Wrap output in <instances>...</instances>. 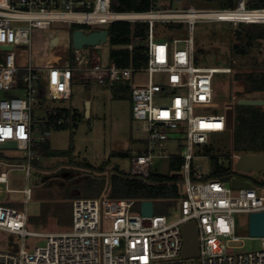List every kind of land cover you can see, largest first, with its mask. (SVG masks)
Here are the masks:
<instances>
[{"label": "built area", "instance_id": "2783aa9c", "mask_svg": "<svg viewBox=\"0 0 264 264\" xmlns=\"http://www.w3.org/2000/svg\"><path fill=\"white\" fill-rule=\"evenodd\" d=\"M162 1L169 0H150L145 11H116L112 0H0V51L4 52L0 56V90L6 94L0 96V145L17 142L25 155L27 176L38 158L35 145L43 140L35 136L31 102L40 96L42 86L46 97L70 99L73 79L79 76L100 84L124 82L131 91L132 117L143 124L145 136L140 139L141 149L132 152L129 178L147 181L157 157L183 159L181 168L173 173L181 200V215L174 220L165 214L144 215L141 208L135 210L144 199L78 197L73 200L69 230L38 232L26 229L27 205L19 209L0 203V232L19 234L23 240L27 235L45 238L43 245L32 249L24 243L19 251L0 249V264H264V235H251L261 239V248L239 250L242 245L235 242L243 238L236 234L234 218L235 212L264 211V185L234 173L228 178H208L210 168L206 172L203 164L195 162V158L213 156L196 154L195 145H206L214 133L231 130L228 105L215 99V74L227 73L231 67L196 64L193 34L201 20L234 26L264 24V7L252 6L253 0H233L222 8H174ZM114 21L147 24V36L134 35L127 44L130 52L143 46V63L132 59L129 65L119 66L112 61L110 36L105 43L83 48H74L69 40L77 29L73 25L89 26V30L78 28L90 33L108 29L100 26ZM157 22L186 24L190 34L160 38ZM56 31L65 45L57 46ZM49 38H53L51 44ZM22 46L30 47L25 67L19 56ZM222 107L220 112L209 111ZM64 121L61 117L58 124ZM169 142L179 145L181 152L170 153ZM241 154L232 157L239 159ZM233 178L251 185L233 187ZM2 183L14 191L7 170L0 172V194ZM21 191L27 203L32 187L27 183ZM190 221L198 228L199 255L184 257L182 227Z\"/></svg>", "mask_w": 264, "mask_h": 264}, {"label": "rangeland", "instance_id": "374dc122", "mask_svg": "<svg viewBox=\"0 0 264 264\" xmlns=\"http://www.w3.org/2000/svg\"><path fill=\"white\" fill-rule=\"evenodd\" d=\"M163 5L174 8L194 5L197 8H222L228 6L220 0H176L162 1ZM89 30V26L79 25ZM109 24L100 27L106 28ZM242 25L234 26L229 22L201 20L195 24L196 64L202 66L231 67L229 72L215 74L216 96L218 102L234 108L238 97L235 90L237 71L264 69V41L260 48L255 47L247 55L234 52L233 46L240 42L236 30ZM244 29V27H243ZM157 36L163 39L172 37H186L190 34L186 24L183 23H156ZM53 38H49L51 44ZM55 39V38H54ZM60 33L56 31V43L65 45ZM43 40L44 42H47ZM60 41V42H59ZM42 43V41H41ZM40 44V42H39ZM41 47L45 46L41 44ZM29 46H22L19 50L21 66L29 63ZM0 56L4 52L0 51ZM23 75V72H21ZM124 82L100 84L97 80L75 77L72 83L70 99H53L51 97L37 96L31 102L33 115V128L37 138L48 140L51 147L56 150L71 149L69 155L57 153L55 156L39 155L38 162H33L29 176H27L26 159L23 150L19 148L0 147V172L9 171L8 191L4 183L1 184L3 192L0 194V203L24 209L27 205L29 220L26 229L29 231L48 232L66 231L72 224L73 200L78 197H104L122 198L121 195H112L111 176L117 174L122 177L132 175V152L141 149V138L145 136L143 124L132 117V94ZM120 88L115 93L114 88ZM5 91L0 90V96ZM258 95V94H257ZM235 97V98H233ZM86 100L91 101L90 116L85 115ZM59 108H67L76 114V124L70 123L65 129L51 128L44 131V122L49 120V111L57 112ZM227 108V106L225 107ZM224 108L210 109L212 112L223 111ZM170 153H179L181 148L176 143H167ZM211 148L210 154L218 156L219 161L234 174L244 177L256 184L264 183V170H256L250 166L242 169L237 167V158L233 153H239L234 148L233 129L226 132L214 133L206 145H195V153H205ZM210 157L195 158V162L203 164L206 172L210 168ZM169 158H155L151 168L153 174H168L174 176L175 170L170 167ZM6 164H15L10 168ZM10 168V169H9ZM104 180L105 184L98 196L92 192ZM27 183L32 187V198L26 203L25 194L21 191ZM179 195L171 198L157 197L154 199V212L165 214L169 220L180 217ZM138 202L135 210H140ZM236 234L243 239L235 242L241 246L239 250L250 251L261 248V239L251 238L249 213H234ZM22 243L25 248L32 249L43 245V236L27 235L23 237L9 231L0 232V249L19 251Z\"/></svg>", "mask_w": 264, "mask_h": 264}, {"label": "trees", "instance_id": "16d2710c", "mask_svg": "<svg viewBox=\"0 0 264 264\" xmlns=\"http://www.w3.org/2000/svg\"><path fill=\"white\" fill-rule=\"evenodd\" d=\"M224 4H233V0H220ZM252 6L264 7V0H253ZM150 8V0H112V9L116 11H145ZM243 27L236 30L237 37L240 42L233 46L234 52L239 55L249 54L255 47L260 48L264 41V24L250 23L242 24ZM79 25H73L72 28H78ZM110 36L109 56L112 61H115L119 66H127L131 60L136 62H144L143 46H137L134 52L127 49V44L132 40L134 35L147 36V24L144 22L132 23L129 21H114L108 26ZM235 82L238 87L235 94L238 98L244 97L247 94L255 92H264V69L258 70H241L235 74ZM127 89L128 85L125 86ZM120 88L115 87L114 92L117 93ZM45 87L42 86L40 94L43 97ZM234 120V148L239 153H264V109L262 106L239 105L235 106ZM73 119L70 120V115ZM76 114H73L67 108H59L57 112L49 111V120L44 122V131H49L52 127L57 129H65L70 126V123L76 124ZM64 117L65 121L58 124V120ZM35 149L37 155L55 156L57 153L69 155L71 149L56 150L53 149L48 140H40L36 143ZM211 148L206 149V153H210ZM39 158L33 162H38ZM183 159L173 158L170 162V167L173 170H179ZM210 171L207 174L208 178L220 179L228 178L233 172L227 169L220 163L219 157L213 155L210 161ZM177 180L176 176L168 174H153L147 181L122 177L117 174L111 176L112 195H121L122 198H138L152 199L157 197L171 198L179 195L178 186L173 182ZM97 191L92 192L94 196H98L105 181L100 180ZM264 185V183H263Z\"/></svg>", "mask_w": 264, "mask_h": 264}, {"label": "water", "instance_id": "95a60500", "mask_svg": "<svg viewBox=\"0 0 264 264\" xmlns=\"http://www.w3.org/2000/svg\"><path fill=\"white\" fill-rule=\"evenodd\" d=\"M69 40L73 43L74 48H83L85 46H94L105 43L109 40V30L101 29L94 30L90 33L84 32L82 29L73 30L69 35ZM4 48H8L4 46ZM239 105L262 106L264 109V92L255 97H240L237 100ZM91 101L86 100L85 115L90 116ZM235 110L229 108L228 111V127L232 130L234 128ZM1 148H18L17 142L9 140L0 145ZM250 166L256 170H264V153H243L237 161V167L242 169ZM250 182L241 180L239 178L232 179L233 187L250 186ZM141 211L144 215H152L154 213V200L144 199L141 201ZM250 219V233L252 236L264 235V211L251 212ZM185 244L183 248V256L191 257L199 255V241L198 228L194 221H190L182 227Z\"/></svg>", "mask_w": 264, "mask_h": 264}, {"label": "crops", "instance_id": "0c3cea01", "mask_svg": "<svg viewBox=\"0 0 264 264\" xmlns=\"http://www.w3.org/2000/svg\"><path fill=\"white\" fill-rule=\"evenodd\" d=\"M44 140V138H42Z\"/></svg>", "mask_w": 264, "mask_h": 264}]
</instances>
